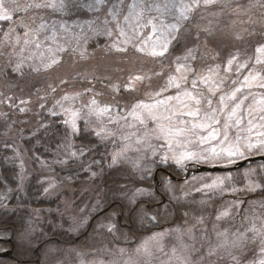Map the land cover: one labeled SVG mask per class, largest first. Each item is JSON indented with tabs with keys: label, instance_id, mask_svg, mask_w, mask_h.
<instances>
[{
	"label": "snow or ice",
	"instance_id": "obj_1",
	"mask_svg": "<svg viewBox=\"0 0 264 264\" xmlns=\"http://www.w3.org/2000/svg\"><path fill=\"white\" fill-rule=\"evenodd\" d=\"M217 6L226 8L230 5L227 2L221 5L220 0H0V21L7 26V31H4V26H0V35L4 37L0 41V48L6 50L9 42L19 45L23 41L26 47L34 45L40 49L43 46V42L37 43L40 33L45 34V40L52 41L40 53L38 64L34 62L35 57L24 56L14 63L11 71L18 73L20 77L25 76L26 64L29 72L39 74L42 70L48 71L63 65L66 63V57L71 58L74 55L83 57L87 51L88 41L99 36L112 40V43L106 45L109 53H113L114 50V54L130 59L147 54L159 61L161 69L159 72H153L151 76L142 70L128 73L122 83H116L111 75L101 77L93 75V79L98 83L107 80L110 95L119 94L120 99L127 101L124 105V114L113 111L119 105L118 100L113 103L98 100L97 95L103 94H95L91 87L85 88L83 92L66 94L62 97L64 101H75L85 93L91 94L88 102L81 108L65 107L61 101H56L52 108L47 109L51 116L62 114L68 117L62 123L66 129H70V134L65 132L62 137L64 144L62 148L58 146L57 158L51 161V164L38 156L32 157L34 161H39L41 169L49 173L43 180L37 177L45 198L58 197L64 181L73 180L71 175L58 178L51 165H59L63 170L70 167L73 162L82 164V158L97 147V144H92L91 147L82 145L73 150L75 146L71 142V137L88 140L93 134L100 146H107V143L111 142L114 150L104 154L107 156V163L100 168V171L92 167L93 163L97 166L101 165L100 160L89 161L88 166L82 169L90 181L101 177L104 168L117 170V165L129 159L128 151L133 144L137 146L135 151L140 153V156L132 163L133 168L140 175L138 178L134 175L133 187L130 191L119 193V197L126 199L128 205H136L135 208L130 207L131 211L140 208L137 199L144 196L154 201H160L161 196H165L168 203L161 202L164 213L172 215L173 212H182L183 216L190 214L183 211L184 208L198 205L202 210L213 196L224 195L226 192L232 194L247 192L264 197V165L237 174L229 170L233 165L239 167V160L255 154L264 156V33L254 42L253 55L248 56L246 50H241L236 43L225 46L222 42L215 41L213 29L204 28L203 34L215 43V47L211 52L205 51L202 54L200 51L202 45L199 42L201 33L198 31L200 25L192 24L191 21L195 19L196 13L201 8L208 10ZM48 9L60 13L61 19L49 24L45 17L39 14L40 11ZM81 9H87L92 13V18L82 23L76 22L75 27L79 31H73V27L63 20V16L79 13ZM30 10L36 12L35 17L28 15ZM21 13L24 15L20 16L16 27H12L16 23L14 17ZM37 21H39L38 27ZM185 22H188L187 26ZM17 28L23 32V36L17 33ZM192 29L197 31L194 32ZM48 32H51V36L47 35ZM61 32L64 36L62 41L57 38ZM235 39L239 41L243 40V37L236 36ZM189 44L194 47H189ZM256 44H259L258 48L255 47ZM176 50H181L184 54L176 56L175 65H169L165 70V60ZM209 58L213 63H208ZM112 71L119 72L121 69L114 68ZM0 74L7 77V73L2 69ZM83 78L87 81L88 75L85 74ZM145 82L151 91H140L145 88ZM59 83L68 85V81L64 79H60ZM40 91L42 89H37L36 100L39 107L44 109L45 104L41 102L44 98L39 96ZM43 91L55 92L56 89L49 85L48 89ZM17 99H19L18 105ZM5 100L8 101L10 108L15 105L18 112L27 114L32 111L29 100L5 96L0 92V104ZM57 107L60 112L56 111ZM93 117L95 120L92 119ZM129 117L132 118V122H129ZM8 120V114L0 112V121L4 122L7 132H11ZM120 121L124 123L121 124ZM108 124H113L114 129L109 128ZM41 129L45 134L50 130L54 134L59 131L55 127V122L44 124L40 121L33 131V139ZM126 129L135 130L129 132ZM141 129L142 134H138ZM51 138H54V135ZM17 139H24L22 131L18 133ZM153 139L160 143L153 145L151 142ZM25 142L30 144L31 140ZM0 148L4 150L0 151V167L5 164L11 166L0 174V185H3V190H0V209H7L6 201L11 198L12 193L19 192L27 196L25 188L29 177L22 146L17 144L16 140L0 139ZM149 150L152 157L159 153V161L150 160L148 164L142 166L140 161L146 159ZM8 151H11L12 155H7ZM170 160L172 163H169ZM17 161H19L18 171ZM222 161L227 163L222 164ZM160 165H164V169H161ZM201 166H207L210 171L194 175L193 171L199 172ZM217 171L224 174H212ZM78 177L79 173H77ZM181 179L182 183H180ZM147 181H151L147 188L137 186ZM237 181L244 182L243 189L236 186ZM197 184L199 186H195ZM120 187L126 186L120 185ZM193 192L203 194L201 199L192 198ZM244 204H248L249 210L259 207L261 213L259 228L255 223V213L243 216L242 213L236 212V209ZM99 208H101V200L98 198L93 211ZM48 211L54 210L48 209ZM111 215L115 216L116 212H112ZM235 215H241L243 219L248 220L251 227L246 232L234 234L231 247L242 250L249 239L247 233L251 232L253 240L259 237L260 251L264 254V199L251 202L242 199L226 201L218 211L216 221L229 219ZM148 219L157 221V216L151 215ZM195 219L197 223L203 224L205 217L199 216ZM103 227H106L109 233L116 231L114 224ZM213 230L218 237L227 240V230L219 231L218 224H213ZM70 231H78V228L73 227ZM173 231L179 234L177 238L182 240L184 233L181 229L176 228ZM191 232L192 229L189 228L187 233L191 234ZM165 235L168 233H157L149 237L134 249L135 253L138 256H150L151 245ZM13 236L18 245L33 247L35 229L31 226L23 227L13 233ZM223 246L219 245V247ZM193 251L198 250L181 243L179 253L176 248L172 249L169 262L200 264V261L193 260ZM125 252L126 249H119L121 255ZM79 255L80 264H97V262H86L84 253ZM208 255H213V251L210 250ZM228 255L231 256L234 264H240V259L231 251ZM47 258L50 259L51 264H57L56 249H50ZM200 259L203 260L204 257L201 256ZM111 264H115V261ZM126 264H135V261L129 256ZM255 264H264V258H260Z\"/></svg>",
	"mask_w": 264,
	"mask_h": 264
},
{
	"label": "rangeland",
	"instance_id": "obj_2",
	"mask_svg": "<svg viewBox=\"0 0 264 264\" xmlns=\"http://www.w3.org/2000/svg\"><path fill=\"white\" fill-rule=\"evenodd\" d=\"M227 0H220V3L225 2ZM230 1V0H229ZM229 7H223L224 10L218 11L215 14L209 15L208 17V24H206V28L213 29V37L215 41L222 42L225 46H230L233 43H236L238 47L241 50H246V53L248 56L253 55V44L256 40L260 39V36L262 33H264V0H231L229 2ZM203 11V8H201L198 12ZM41 16H44L45 19L48 21L49 24H51L54 20H60L61 14L60 13H54L51 9L48 10H42L39 12ZM24 15L21 13L20 15H17L14 17V20L16 23L12 25V27H16V24H18L20 20V16ZM29 16L35 17L36 12L30 10L28 13ZM92 13H89L87 9H81L79 13H74L71 16H63V20L67 22L69 26L73 27V31H79L78 28L75 27V23L79 22L82 23L85 20L91 19ZM170 20V18H169ZM39 21H37V27H38ZM198 23V22H197ZM196 23V24H197ZM186 24V22H185ZM0 26H4V22L0 21ZM59 27V26H58ZM4 31H7V26H4ZM197 31V30H192ZM200 35V43H201V53L203 54L205 51L211 52V50L215 47V43L211 40H209L208 36L203 34L202 29L198 30ZM17 33H19L21 36H23V32L20 31L19 28H17ZM48 36H51V32L47 33ZM240 36L243 37V40H236L235 37ZM59 40H63L64 36L61 33L58 34L57 37ZM4 37L0 35V41H2ZM35 39V37H33ZM101 40H104L101 42ZM43 42V46L40 49H37L34 45H28L27 47L23 44V41L16 45L14 42H9V45L7 46V49L0 48V69L3 70L7 66L10 71L11 67L14 66V63L20 59L21 56L24 57H35V63H39L40 59V53L43 52L47 45L51 44V40H45V34L40 33L39 34V40L37 43ZM112 43V40H110L108 37L105 36H99L96 37L93 40H89L87 44V51L85 52V55L81 57L80 55H74L71 58H65L66 63L59 67H55L52 70H48L49 72L46 74V77H43L39 80L31 79L29 80V85L27 87H21V89L13 88V90H9L8 92L3 90L0 86V92L4 93L5 96H12V97H19L20 99L29 100L30 107L32 108V111L29 113L39 112L41 108L39 107V103L36 100L37 95V89H42V91L39 92V96L44 98L41 102L45 104V108L43 112H48L47 109H50L53 107V105L56 104V101H61L65 105V107L68 106H74L75 108H81L83 104L87 103L90 99L91 94L85 93L83 97L77 98L75 101H64L62 100V97L66 94L71 95L78 92H83L85 88H93L95 94H103V95H97L98 100H102L103 102L107 103H113L114 101H119V105L117 108H114L115 111H119L121 114L125 113L124 105H126L127 101L120 99L119 94L116 95H110L109 89H108V82L105 79L103 83H98L97 80L93 79V75L96 77L101 76H113V79L116 83H122L126 75L131 72H137V70H142L143 72L147 73L149 76L153 74V72H159L161 71L159 67V61H157L155 58H152L148 56L147 54H141L139 58L133 57H125L120 56L113 53H109L106 45ZM94 45V49H90V45ZM189 47H194V45L189 44ZM255 47H259V44H256ZM236 50V49H232ZM184 52L181 50L173 51L169 54V58L165 60V70H167L168 66H174L175 65V57L183 55ZM256 55H259V53H256ZM10 62H12L10 64ZM208 63L211 64L213 61L211 58L208 59ZM198 67H202V65H198ZM119 68L121 71L119 72H113L112 69ZM27 64L25 65V72H27ZM44 71V70H43ZM13 72V71H12ZM46 72V71H45ZM15 73V72H14ZM18 74V73H16ZM88 75V80H84V75ZM60 79H64L68 81V85H63L59 83ZM155 79V77H153ZM1 83V82H0ZM49 85H52L55 87V92H45L43 89H48ZM74 85V86H72ZM140 91H151V88L147 87V82H145V88L140 89ZM254 91H256L254 89ZM16 104H19V99L16 100ZM8 110L12 111L15 114V111H18L15 105H13L11 108L9 107L8 101L5 100L3 104H0V112H7ZM57 112H60L59 107L56 108ZM54 117H60L62 120L67 119L68 117L63 116L62 114L59 116ZM247 118V117H246ZM95 120V117L92 118ZM105 122H107V117L104 118ZM129 122H132V118H128ZM80 123H83V121H80ZM121 124L124 123V121H120ZM95 125H93L94 127ZM151 126V125H150ZM109 128L114 129L113 124H108ZM139 127V126H138ZM127 131H134L135 129H126ZM142 129L138 134H142ZM70 134V129H69ZM76 136L71 137V142L75 146L73 150H76L78 147V144L75 142L74 138ZM153 145H158L160 142L156 140L151 141ZM117 143L119 144L120 141L118 140ZM107 146L110 147L108 150V153H111L114 149L111 144V142L107 143ZM137 146L133 144V147L128 151V160H125L121 162L117 167L119 169L124 170V173H127L134 179V175L138 178L140 173L136 172V169L133 168V161H136L138 157L140 156V153L135 151V148ZM25 157V164L28 169V177L29 179L35 175V174H41V171L33 170L32 162L29 159L27 153L23 152ZM261 156L259 154L252 155L250 157H247L245 159L239 160L238 162L244 161L248 158L258 157ZM150 160H156L159 161V153L157 156L152 157L150 150L148 152V155L146 159L141 160L140 164L146 165ZM88 162V161H86ZM19 165V161H17ZM80 163V162H77ZM169 163H172L170 160ZM222 164H226V161H222ZM76 163H72V165L75 166ZM84 166V163H82ZM264 165V162L258 161L256 163H253L249 166L242 167L241 169L237 171H231L233 174L237 173H243V171L249 169V168H258V166ZM52 166V165H51ZM61 169V166L56 165ZM164 165H160V168H164ZM207 167V166H205ZM232 167V166H230ZM74 167H68L63 169L62 172H66V174H58V172L53 169L54 173L57 175L58 178H63L71 175V171ZM44 172L45 170L42 169ZM126 171V172H125ZM208 173V172H203ZM163 174V173H161ZM201 173H197L194 175H198ZM213 175H223L222 172H215L212 173ZM46 175L48 176L49 173L46 170ZM180 181V183H182ZM207 182V181H206ZM227 183V182H226ZM76 179L73 178L72 181H64L60 188V195L50 197L49 199L52 200H59V205L56 209L53 207V212H55L60 218L64 220H67L66 222L71 224L70 226H65L64 224H61L60 228L63 232H65V235L68 237L73 238H79L80 234L87 231L88 223L90 222V218L88 216V209H91L92 207L89 204L88 197L89 194H91V188L90 180L87 178H83L81 181H79V186L75 187ZM195 186H199L198 184ZM236 186L238 188L243 189L244 182H236ZM139 187H145L147 188L148 185H139ZM159 195V193H157ZM177 195H180V193H177ZM203 194H197L195 192L192 193V198L199 200L201 199V196ZM211 195V194H209ZM228 195L230 196H240L242 200L244 197H250L249 202L253 200H260L264 199V197H261L256 194L251 193H236L232 194L230 192L224 193V195H215L213 196L209 204L204 208L200 209L198 205H192L191 207H186L183 209V211L189 212V216H183L182 212H173L172 215H166L163 211V208L161 205L160 207H154L149 208V204L151 203H159L162 201L163 204H167L168 200L166 197L163 199L160 198V201H154L150 197L144 196L137 199V204H140V208L137 209V219L142 221L144 223H147L146 228H149L151 231L148 234L142 235L139 239L135 238H127L123 239L121 241V232L120 230L117 231L120 234H115L114 238L115 241L117 240V244H114L113 246H96L94 249L84 248V249H68L69 251H65V256L62 259H57V264H80L81 256L79 253H84V259L86 262H103V264H111V261L113 260V252H117L119 249H135L139 247L141 243H143L145 240H147L149 237L154 236L157 233H168V235H165L161 237L158 241L154 242L151 247V255L150 256H143L142 258L145 260V264H175V261L169 262V257L172 254V249L176 248L177 252L179 253L181 243L185 245H190L194 249L198 251H193L192 258L194 261H200V264H234L233 260L231 259V256L228 255V252L231 251L233 255H236L240 259V264H255L256 261H258L260 258H264V254L260 251V240L259 237H257L255 240L252 239V233L248 232L247 235L249 239L245 242L246 247H244L242 250L232 248L231 242L234 239V234L239 232H246L251 225L249 224L248 220L243 219L241 215H235L232 218L221 220L219 222L216 221V215L218 214V211L221 209V206L226 203V201H231L228 198ZM87 198V201H82L83 199ZM143 201L144 203H140ZM161 204V203H160ZM245 205V204H244ZM244 205L240 208L236 209L237 213H242L243 216H250L252 213H255V223L257 228L261 226V220H260V209L259 207L253 208L249 210L248 204ZM132 208L136 207V205H131ZM112 208V207H106L102 208L101 212L104 209ZM58 211H55L57 210ZM93 209V208H92ZM109 209V211H110ZM106 212L105 214H102L103 219L100 220L98 223V226L100 228L108 224H114L117 225V217L112 216L111 213ZM100 213V212H99ZM109 213V214H108ZM108 214V215H107ZM146 214V215H145ZM155 215L157 216V220L160 225H155L153 221H150L148 219V216ZM33 216L35 219V223L41 224L45 222L42 211L41 210H35L33 212ZM105 216V217H104ZM119 216V215H118ZM204 216L205 220L203 224L197 223L196 217ZM58 217V218H59ZM116 217V221L115 218ZM87 218V219H85ZM61 219V220H62ZM120 219V218H119ZM93 220V219H92ZM75 221V224H74ZM83 221V223H81ZM141 221V224H142ZM92 221L89 225H91ZM213 224H218V230L223 232L227 230L228 236L227 240H225L223 237H218L216 234V231L213 230ZM164 225V226H163ZM167 225V226H166ZM73 227H77L78 231H70ZM176 228H180L181 232L184 233L182 240L178 239V235L175 231H173ZM191 228L192 232L191 234L187 233V230ZM122 234H125V232ZM45 238H49L50 234L44 233ZM118 238V239H117ZM35 239H37L35 235ZM52 240H57L55 238H52ZM0 241H3L2 238H0ZM10 242H12L10 240ZM158 245V246H157ZM219 245H224L223 247H219ZM21 246V245H20ZM21 248H29L21 246ZM36 248V247H35ZM50 249H56L53 246L48 249V256H49V250ZM162 249V251H161ZM12 249H4L0 251L6 252V251H12ZM213 251V255L209 256V251ZM12 254L9 255V257L6 258H0V259H10L13 256ZM201 256L204 257L203 260H201ZM24 264V263H22ZM46 264H51V261L46 262Z\"/></svg>",
	"mask_w": 264,
	"mask_h": 264
},
{
	"label": "trees",
	"instance_id": "obj_3",
	"mask_svg": "<svg viewBox=\"0 0 264 264\" xmlns=\"http://www.w3.org/2000/svg\"><path fill=\"white\" fill-rule=\"evenodd\" d=\"M230 1L227 0L225 2L229 4ZM223 3L224 2H222V4ZM222 10H224L222 6L211 7L208 10L203 9V11L201 10L196 13V17L191 21V23L196 24L198 22L197 24L200 25L199 29H202L203 31L204 28H206V24H208L209 15ZM187 23L188 22H186V26ZM103 41L104 40H101V42ZM89 48L94 49V45L91 44ZM49 71L45 72L42 70L39 74L27 71L25 72L24 77H20L19 74L10 71V69L6 66L4 68V73H7V77L5 78L2 74H0V86L7 92L9 90H13V88H15V90H20L21 87H27L30 83L29 80L31 79L43 80V77H46V74ZM5 108L7 109L6 113L9 117L8 124L11 126L12 131L7 132L4 122L0 121V139L16 140V143L22 146L24 152L27 153L29 159L31 160L33 170L41 171V174H35L28 180L25 188L27 196L19 192H14L11 194V198L6 201L8 208L0 209V238L3 239V241H0V251L12 248V251H14L13 256L10 259H0V264H22L23 261H27L26 264H33L32 261L36 259H40L41 264H46V262L50 261V259L47 258L48 249L52 246L56 248V260H60L65 256V251H69L68 249H84L86 247L94 249V247L98 246V244L99 246H113L114 244H117V240L115 241L114 236L115 234H120L117 232L119 230L121 232L120 242L127 238L139 239L142 235L148 234L151 231L149 228H146L147 223H144L142 219H137V211L130 210L131 205H128V201L119 197V193L130 191L133 187L134 179L127 173H124V170L122 169L118 168L117 170H110L104 168V172L101 177L90 181V185L92 184L91 188L93 189L91 190V194H89L90 197H88L90 198L89 204L92 208L96 204V200L99 198L101 200V208L95 211H93L92 208L88 209L87 213L91 222V220L96 217L99 212H101L102 208L113 205L109 213L114 211L116 212V217L118 219L116 231L114 233H109L105 228H100L98 223L101 219H103L101 216L98 218L96 217L92 226L89 225L90 222L88 223L87 229L90 228V231L88 235H85L86 231L80 234L79 241H76V238L66 236L60 226L61 224H64L65 226H70L71 224L67 223V220L63 221L64 217L62 219L55 212L48 211V209H53V207L56 209L59 205V200H52L43 196L41 185L37 182V177L41 180L45 179L47 177L46 170L43 172L39 161H34L32 157L33 155L38 156L40 159L48 161L49 164H51V161L57 158V148L58 146L62 148L64 144L62 137L65 132L69 133V129L65 128L62 123L63 120L60 117L51 116L48 112H43L44 109H41L39 112H35V115L34 113L28 112L25 114L18 111H15L14 114L12 111L8 110L7 107ZM40 121H43L44 124H52L55 122V127L59 131L54 134L50 130L47 134H45L41 129V131L36 133V138L33 139V131L36 130V126L40 123ZM20 131L23 132L24 139H17V135ZM6 132L7 135H5ZM53 135L54 138H51ZM29 139L31 140L30 144L25 142ZM37 140H39V143H37ZM74 140L78 144V147L82 145H88L91 147L92 144H97V147L93 149L89 155L86 154V156L82 158L84 166L83 164L77 162H74L76 163L75 166L72 164L70 166L74 167L71 171V176L76 179L75 187L80 188L79 181L83 178H87V174L82 169L88 166L89 161L100 160L101 165L97 166L94 163L92 164L94 170L100 171V168L107 163V156L104 154L109 152L108 149L110 147L100 146L94 134L91 135L88 140H82L77 137H75ZM89 141H91V143H89ZM0 151H4L3 148H0ZM6 154L12 155L11 151H8ZM16 166L18 171V163ZM52 166L58 174H66V172H62L63 170L59 169L56 165ZM9 167L11 166L7 164L0 167V174H3L4 170ZM77 173H79L78 178ZM149 183H151V181H147L141 185H148ZM120 185H125L126 187L122 188ZM13 187H15V185H13ZM0 190H3V185H0ZM87 200L88 199L85 198L82 201ZM35 210L42 211L45 222L40 225L35 223L36 221L33 216V212ZM118 215H122L124 223L131 224L133 227L125 229L120 224ZM116 217L114 218L115 221ZM27 226H31L35 229L37 239L34 240L33 247L23 249L17 244V240L13 236V233L18 232L23 227ZM122 232H125V234H122ZM44 233H47L48 235L50 234V237L52 236L51 238H55L57 240L48 242L49 238H45ZM10 240L12 242H10ZM37 248H40L39 253L35 252Z\"/></svg>",
	"mask_w": 264,
	"mask_h": 264
},
{
	"label": "water",
	"instance_id": "obj_4",
	"mask_svg": "<svg viewBox=\"0 0 264 264\" xmlns=\"http://www.w3.org/2000/svg\"><path fill=\"white\" fill-rule=\"evenodd\" d=\"M254 161H264V156H258V157H255V158H250V159H248V160H246V161H244V162H241V163H238L239 164V167H233V168H229V170H236V169H238V168H240V167H242L243 165H247V163H252V162H254ZM209 172L210 171V169L208 168V167H205V166H201L200 167V169H199V172H196L195 170L193 171V173H201V172ZM217 172H219V171H217ZM109 209L110 208H107V209H105V210H103L102 212H100L99 214H98V216H101L102 214H105L106 212H108L109 211ZM97 216V217H98ZM154 222H156V221H154ZM87 234V233H86ZM51 240H48V242H50ZM39 251V249H37L36 250V252H38ZM12 254V251H6V252H1L0 253V258H6V257H9V255H11ZM37 263L38 264H40V260H37Z\"/></svg>",
	"mask_w": 264,
	"mask_h": 264
},
{
	"label": "clouds",
	"instance_id": "obj_5",
	"mask_svg": "<svg viewBox=\"0 0 264 264\" xmlns=\"http://www.w3.org/2000/svg\"><path fill=\"white\" fill-rule=\"evenodd\" d=\"M112 255L114 257L112 261H115V264H126L129 256L133 258L135 264H145V260L142 258V255L138 256L134 249L126 250L123 255H121L118 250L117 252H113Z\"/></svg>",
	"mask_w": 264,
	"mask_h": 264
},
{
	"label": "flooded vegetation",
	"instance_id": "obj_6",
	"mask_svg": "<svg viewBox=\"0 0 264 264\" xmlns=\"http://www.w3.org/2000/svg\"><path fill=\"white\" fill-rule=\"evenodd\" d=\"M161 169H164V168H161ZM163 173V172H162ZM180 181H182V179L180 180ZM165 196H161V198L163 199ZM246 200L245 201H248L249 200V198L250 197H244ZM164 200V199H163ZM162 202V201H161ZM161 202H159V203H155V204H149L150 205V207L149 208H154V207H160L159 205H161L160 203ZM246 205V204H245ZM245 205H244V207H245ZM119 217H120V219H119V222H120V224L126 229H129V228H131V227H133L131 224H126V223H124V220H123V217H122V215H119ZM155 225H160L158 222L155 224ZM116 226V225H115ZM160 227H162L161 225H160ZM40 249V248H39ZM36 252V251H35ZM36 253H39V251L38 252H36ZM37 260L38 259H36V260H34V261H32L33 262V264H38L37 263ZM26 262L27 261H23V263L24 264H26Z\"/></svg>",
	"mask_w": 264,
	"mask_h": 264
},
{
	"label": "bare ground",
	"instance_id": "obj_7",
	"mask_svg": "<svg viewBox=\"0 0 264 264\" xmlns=\"http://www.w3.org/2000/svg\"><path fill=\"white\" fill-rule=\"evenodd\" d=\"M253 158H255V157H253ZM248 159H250V158H248ZM248 159H246V160H248ZM246 160H244V161H246ZM244 161H241V162H244ZM241 162H238V163H241ZM256 162H258V161H254V162H252V163H247V165H243L242 167H246V166H249V165H251V164H253V163H256ZM264 162V161H263ZM233 167H235V165H233L232 167H230V168H233ZM242 167H240V168H238V169H236V170H230V171H237V170H239V169H241ZM206 172V171H205ZM201 173H203V172H201ZM220 173V172H219ZM193 174H197V173H193ZM241 197L240 196H230V195H228V198H226V199H229V200H233V199H240ZM243 199H245V198H243Z\"/></svg>",
	"mask_w": 264,
	"mask_h": 264
}]
</instances>
